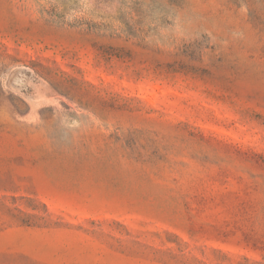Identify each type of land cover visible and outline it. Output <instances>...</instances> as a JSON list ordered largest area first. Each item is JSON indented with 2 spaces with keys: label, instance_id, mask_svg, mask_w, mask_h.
Wrapping results in <instances>:
<instances>
[{
  "label": "rangeland",
  "instance_id": "obj_1",
  "mask_svg": "<svg viewBox=\"0 0 264 264\" xmlns=\"http://www.w3.org/2000/svg\"><path fill=\"white\" fill-rule=\"evenodd\" d=\"M0 264H264V0H0Z\"/></svg>",
  "mask_w": 264,
  "mask_h": 264
},
{
  "label": "trees",
  "instance_id": "obj_2",
  "mask_svg": "<svg viewBox=\"0 0 264 264\" xmlns=\"http://www.w3.org/2000/svg\"><path fill=\"white\" fill-rule=\"evenodd\" d=\"M31 210H35V209H31ZM26 217H32V218H35L36 216H34V215H27ZM22 224V226H25V227H31V225H29V224H27V223H25V222H22L21 223Z\"/></svg>",
  "mask_w": 264,
  "mask_h": 264
}]
</instances>
